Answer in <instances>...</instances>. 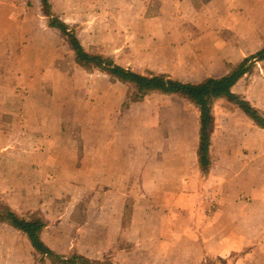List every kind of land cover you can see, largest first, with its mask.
Returning <instances> with one entry per match:
<instances>
[{"label": "crops", "instance_id": "0c3cea01", "mask_svg": "<svg viewBox=\"0 0 264 264\" xmlns=\"http://www.w3.org/2000/svg\"><path fill=\"white\" fill-rule=\"evenodd\" d=\"M156 1L159 8L153 17H146L144 10L130 14L128 0H48V4L50 12L59 16L69 31L73 32L71 27L76 24L81 33H88L84 34V41L78 37L86 52L110 57L114 64L141 76L163 75L181 83L198 84L208 78L223 77L264 46V0H205L199 10L192 0ZM12 3L13 0H0V194L5 195V205L18 217L26 211L36 213L34 217L45 224L40 241L54 254L68 257L75 252L93 262L105 260L111 264L109 258L120 255L116 250L118 241L115 245L114 242L110 245L109 241L108 244L88 241L94 237L93 212L86 213L79 241L70 232V221L77 218V206L82 197L78 193L98 183L102 190L101 208H108L105 211L108 214L100 212L102 223H125L126 209L134 202L133 194L127 202L126 195L135 192L134 176L141 173L140 152L126 154L122 150H109V138L101 139V149H90L88 144L95 138L88 130L93 129L94 123L78 120L71 105L59 108V117L53 116L56 107L35 115L29 113L26 106L14 112L8 102L9 95L13 94V80L21 84L24 79L44 78V65L28 67L26 63H44L48 50L40 53V47L33 43L30 48L36 54L14 53L13 39L27 41L33 36L22 28V22L32 19L30 14L19 18L21 29L9 22L14 16ZM33 4L41 5L42 14L46 16L40 0H33ZM175 15L182 16L188 27L176 23ZM30 26L37 31L35 24ZM46 29L50 34L56 30ZM98 29L102 30L103 40L92 49L89 44ZM174 30L181 36L180 40L177 37L178 43L174 41ZM89 33H92L91 38ZM56 48L59 47H50ZM128 48L131 59L124 66L118 64L112 55L118 56ZM250 63L249 71L231 92L264 116V59H253ZM220 102L226 101L217 100L211 110L213 127H219L211 143L213 147L217 140L219 150L218 158L214 154L210 173L215 174V169H219L217 173L227 180L223 187L228 195L217 200L216 209L207 218L209 228L200 231L198 226L199 237L187 235L186 224L180 221L178 227L170 226L171 242L163 247V255L153 259V253H142L138 259L140 262L145 255L142 264H206L207 259L212 258L213 264H264V129L257 128L239 108L228 102L218 106ZM29 126L35 127L37 140H43L42 146L48 143L58 148L49 150L45 144L32 150H14V142L26 136L24 133L13 136L14 128L28 130ZM52 126L56 128L53 136L47 129ZM224 156L228 159L227 169L220 166ZM188 171L185 172L188 174ZM149 173L157 175L153 170ZM160 174L167 175L162 171ZM171 177L172 174L168 179ZM179 183L183 186V179ZM195 197L190 196L188 188L181 190L175 205H192L198 201ZM152 199L145 195L143 200L139 196L136 201L151 204ZM172 202L173 199L166 206H173ZM172 214L167 212L164 219L172 218ZM106 229L101 227V239H112L109 226ZM75 231L78 233L79 228ZM29 252L38 256L43 264L49 261L34 251L22 232L0 223V264H27Z\"/></svg>", "mask_w": 264, "mask_h": 264}, {"label": "rangeland", "instance_id": "374dc122", "mask_svg": "<svg viewBox=\"0 0 264 264\" xmlns=\"http://www.w3.org/2000/svg\"><path fill=\"white\" fill-rule=\"evenodd\" d=\"M1 1L3 2V0ZM128 1L130 5L127 7L130 9V14L135 15L140 10H144L146 17H153L158 12L159 4L156 0ZM204 1L192 0V4L199 10ZM12 10L14 16L13 19L10 18L11 21L9 22H13L16 29H21L19 18L28 17L26 14H30L32 19L29 21L31 22H22V28L26 30V33L33 36L27 41L13 39L14 53L36 54V51L30 48V44L33 43L40 47V53L45 49L48 50L44 57L46 59L44 63H26L28 67L44 65V78L24 79L21 84H17L15 83L16 80H13V94L9 95L8 102L11 107L13 106L14 112L26 106L29 113L35 115L36 112H43L47 108L56 107L53 116L59 117V108L71 105L76 110L78 120L87 119V121L92 120L94 123L93 129L88 130V134L95 138L92 144H88L90 149H101V139L109 138V150H122L126 154H128L127 152H140L137 154L140 156L138 168L141 169V173L134 176L136 179L135 192L126 195V202L130 195H134L132 197L133 205H130L125 212L126 222L112 225L102 223L100 212L108 214L105 212L108 208L105 210L101 208V185L94 184L91 189L86 188L85 191L82 190L78 193L82 197H80L77 206V218L75 221H70V232L78 238L77 241L80 240L82 232H84L86 213L93 212V217L96 220L92 227L94 237L89 238L88 241L104 242L105 244H108L109 241L110 245L113 242L115 245L118 241L119 249L116 250L120 255L110 257L111 264H142L140 262L144 260L145 255L140 262L138 260L142 253H153L151 255L153 259L158 258L160 254L163 255V247H166L165 244L168 241L171 242L170 226L178 227L180 221H183L186 224L185 232L190 236H198V226H200V231L202 228L208 229V222L210 221L207 218L216 209L217 200L228 195V190L223 187L227 180H224L217 173L219 169H215V174L214 172L210 173L215 162L214 154L218 158L219 144L217 140L213 147L211 143L209 148L210 160L206 168L201 170L197 162L199 126L196 108L177 94L152 93L139 102H130L128 98L132 94V90L129 87L112 81L102 72H88L80 68L74 62L72 49L65 36L56 30L52 34L46 33V28H49L50 24H54V21H52V17L42 14L41 5L33 4V0H13ZM177 14L179 15L178 12ZM178 15H175L176 23H183L184 26L188 27L182 16L179 17ZM30 24H35L37 31L33 30ZM75 26L78 25L72 26L71 30L77 39L79 37L80 41H84V34L87 35L88 33H81L79 28L77 29ZM177 29L180 31L179 26ZM187 30L190 32V27ZM14 31L16 32V30ZM101 31L98 29L95 37L89 33V38L92 37L89 44L92 49L102 42ZM177 31L174 30V41L178 43L181 36H177ZM15 44L22 47H15ZM52 46L59 48L50 49ZM88 51L90 52V50ZM93 54L102 55L100 53ZM112 56L118 64L124 66L132 57L131 49H125L120 55ZM2 97L5 98L4 95ZM225 103L220 102L218 106L222 107ZM47 129L51 130V136L56 135L54 126ZM218 130L219 127L217 126L211 129V138L218 133ZM13 131V136H17L19 133L26 135L22 137L23 140L14 142V150L26 148L32 150L33 147L36 149L37 147H44L45 144L48 145L49 150L58 148L56 144H52L53 142L50 143L52 147L48 143H44L42 146L43 140H37L35 127L29 126L28 130L14 128ZM81 133L84 134V132ZM83 148L85 149V144ZM224 150L227 152V145ZM223 158L224 161L220 162V166L227 169L228 159L226 156ZM131 161L130 158L129 162ZM186 169H189L188 174L185 172ZM152 170L157 174L154 175L155 177L149 173ZM160 171L167 175L161 176ZM171 174L172 179H168ZM180 179H183V186L179 183ZM187 188L190 196L198 197L197 203L192 205L190 203L189 206L180 205V207L175 205L177 195L181 190L184 192V189L187 190ZM126 190L129 192V189L126 188ZM145 195L152 196L151 204L136 201L139 196L143 200ZM172 199L173 206H166ZM5 200V195L0 194V206L5 205ZM201 202L202 205H200ZM167 212L173 213L170 216L177 217V220L173 217L164 219ZM34 215H36L35 212L26 211L20 214V218L29 219ZM108 226L112 235L110 238L113 240L101 239L100 237L101 227H105L106 231ZM76 228H79L78 233L75 231ZM81 242L83 247L84 240L82 239ZM26 258L27 264H43L33 252H29ZM212 260L207 259L206 264H213ZM45 264H50V262L45 261Z\"/></svg>", "mask_w": 264, "mask_h": 264}, {"label": "trees", "instance_id": "16d2710c", "mask_svg": "<svg viewBox=\"0 0 264 264\" xmlns=\"http://www.w3.org/2000/svg\"><path fill=\"white\" fill-rule=\"evenodd\" d=\"M47 17H52L55 28L65 36L74 55V62L82 69L93 72L99 71L106 74L112 81L126 85L132 90L128 100L135 103L152 93L161 95L177 94L189 101L198 111V164L204 170L209 164V148L211 145V129L214 125L212 106L217 100L226 102L239 108L259 129H264V116L251 107L248 102L231 92L236 82L249 71L253 59H264V46L251 58L243 60L232 68L228 74L221 78H208L198 84H185L163 75L141 76L129 69L113 63L107 56L86 52L76 35L69 31L67 26L50 12L48 0H40ZM0 223L7 224L22 232L29 240L34 251L49 260L51 264H109L107 261L93 262L75 252L68 257L58 256L46 248L40 241V232L45 227L41 219L32 217L23 219L18 217L6 205L0 206Z\"/></svg>", "mask_w": 264, "mask_h": 264}]
</instances>
